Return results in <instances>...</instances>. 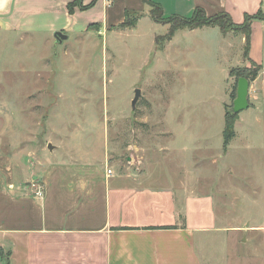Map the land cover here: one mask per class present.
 <instances>
[{
	"label": "rangeland",
	"instance_id": "rangeland-1",
	"mask_svg": "<svg viewBox=\"0 0 264 264\" xmlns=\"http://www.w3.org/2000/svg\"><path fill=\"white\" fill-rule=\"evenodd\" d=\"M92 1L76 18L89 22L87 30L67 33L63 43L51 34L22 39L0 31V152L34 173L49 162L86 160L105 149L111 163H120L130 146L150 144L164 164L170 146H191L192 136H199L206 191L222 194L221 211L233 203L232 211L264 220L263 89L253 90V108L238 114L236 136L224 150L225 112L233 111L237 84L230 65L242 64L240 48L228 56L215 48L208 36L218 33L217 26L178 29L168 43L171 14L153 18L150 0H109L108 12L102 0ZM126 11L141 16L133 28L92 21L106 13L117 20ZM246 32L233 26L223 33L236 35L239 47ZM254 59L262 63L260 83L262 49ZM136 89L142 94L133 107ZM170 128L177 134L173 143L165 139ZM171 158L193 162L188 152Z\"/></svg>",
	"mask_w": 264,
	"mask_h": 264
},
{
	"label": "crops",
	"instance_id": "crops-1",
	"mask_svg": "<svg viewBox=\"0 0 264 264\" xmlns=\"http://www.w3.org/2000/svg\"><path fill=\"white\" fill-rule=\"evenodd\" d=\"M75 1L0 0V31L22 39L53 36L57 30L82 33L89 22L76 19L84 11L78 6L70 12ZM154 1L164 15L189 17L202 8L207 16L227 13L236 25L247 15H257L251 21L247 58L245 35L239 47L232 39L237 36L220 28L208 37L224 55L240 48L236 52L244 58L242 64L230 65V70L262 65L254 54L258 49L264 53V0ZM102 2L107 12L113 6L109 0ZM123 17L113 20L106 13L92 21L123 22ZM208 27L215 30H191ZM260 75L251 81L249 108L253 90L264 91ZM166 133L165 139L173 143L175 131ZM199 138L192 136L191 146H170L164 164L156 160V147L150 144L130 146L120 163H111L105 149L86 160L49 162L34 173L0 152V264H264V220L252 212L232 211L233 203L227 209L222 194L206 191ZM232 141L224 147L226 153ZM176 152L191 153L193 162L170 161ZM30 181L43 183L42 197L36 196ZM220 201L226 210L221 211Z\"/></svg>",
	"mask_w": 264,
	"mask_h": 264
},
{
	"label": "trees",
	"instance_id": "trees-1",
	"mask_svg": "<svg viewBox=\"0 0 264 264\" xmlns=\"http://www.w3.org/2000/svg\"><path fill=\"white\" fill-rule=\"evenodd\" d=\"M95 1H92L89 4H84L82 0H76L75 2L71 3L69 5V10L71 13L74 12L75 6H78L80 9L84 10L89 7H91ZM152 9H151V16L155 19L159 17V15H164L163 8L160 3L150 0ZM125 19L121 23V28H133L137 25L140 15L139 14H132L130 11L125 12ZM171 19L169 22L171 23L170 30L168 32V35L166 37L167 40H171L173 36L175 35V32L178 29L188 28V29H196L203 26H217L219 27L222 32L229 31L230 27H242L246 32V45H245V54L248 56L250 43H251V21L254 17H257V15L249 16L247 15L245 18V21L241 25H236L232 18L227 14H217L215 16H207L205 11L202 8H196L193 15L189 17H183L178 15H171ZM178 20L177 22H174ZM261 70V66L259 64L253 63L250 67L243 66V67H233L230 70V76H233L236 78V85L234 87V97H236L235 92L237 91L238 87V79L240 77H246L250 81L255 80ZM238 114H235L233 111L231 113L229 111L225 112V127L223 131L224 135V147L226 148L232 139L236 136V130H235V123L237 120Z\"/></svg>",
	"mask_w": 264,
	"mask_h": 264
},
{
	"label": "water",
	"instance_id": "water-1",
	"mask_svg": "<svg viewBox=\"0 0 264 264\" xmlns=\"http://www.w3.org/2000/svg\"><path fill=\"white\" fill-rule=\"evenodd\" d=\"M54 37L56 40V43H63L64 40L69 38V35L66 34L62 30H57L54 33ZM251 81L246 77H240L238 79V87H237V95L236 98L233 101V112L235 114L241 113L243 110L250 107L249 102V89H250ZM141 90L136 89L135 91V97L132 101L133 107H135L136 103L138 102L140 96H141ZM50 149L53 148L52 144H49L48 146Z\"/></svg>",
	"mask_w": 264,
	"mask_h": 264
},
{
	"label": "built area",
	"instance_id": "built-area-1",
	"mask_svg": "<svg viewBox=\"0 0 264 264\" xmlns=\"http://www.w3.org/2000/svg\"><path fill=\"white\" fill-rule=\"evenodd\" d=\"M108 171V173H112L113 171H112V169H108L107 170ZM32 187L34 188V190H35V194H36V196H38V197H42L43 195H44V186H43V183L41 182V181H37V182H34L33 184H32Z\"/></svg>",
	"mask_w": 264,
	"mask_h": 264
}]
</instances>
